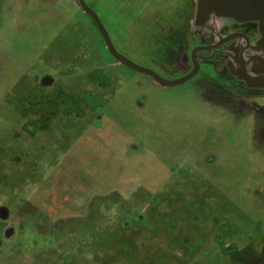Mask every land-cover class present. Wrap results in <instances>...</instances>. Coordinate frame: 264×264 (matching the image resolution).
I'll return each mask as SVG.
<instances>
[{"label":"rangeland","instance_id":"374dc122","mask_svg":"<svg viewBox=\"0 0 264 264\" xmlns=\"http://www.w3.org/2000/svg\"><path fill=\"white\" fill-rule=\"evenodd\" d=\"M84 2L168 81L208 25L195 0ZM215 68L161 87L114 61L75 0H0V264H264V99L236 78L223 92Z\"/></svg>","mask_w":264,"mask_h":264},{"label":"flooded vegetation","instance_id":"af4514ba","mask_svg":"<svg viewBox=\"0 0 264 264\" xmlns=\"http://www.w3.org/2000/svg\"><path fill=\"white\" fill-rule=\"evenodd\" d=\"M222 21L224 23L222 25H225V28L223 30H220L219 23L220 22L222 23ZM192 37L195 41L198 40V43L193 48L209 47L208 49L199 51L195 54L197 63L199 65V72L196 76L201 75V80H205L204 79L205 74L203 72L202 67L203 66L216 67L215 69H217L219 75H221L217 82L220 84L221 86L220 88L222 89L223 92L226 91L232 93L231 91H227L228 90L227 87L229 85V81H235L236 78L238 80L235 81L237 89H233V91L236 93L235 95L243 98L255 97L258 99L260 98L264 99V89L261 88L252 89L247 86V83L245 81H242L240 79L243 76V73H246L247 75L250 76L252 75V71L255 72L257 70L256 64L258 59V52L254 50V48H255V44L259 39V34L257 30V25L255 23L253 22L239 23L234 20H228V19H223L220 21H210L207 27L203 31H201V33L195 32L192 35ZM228 37H230V39L226 41ZM189 39H192L191 35ZM191 50L189 51V53L191 52ZM172 51H173L172 57L174 58V60L181 55L180 46L177 47L174 46ZM189 53H188L189 64L187 65L190 66V69L188 70L187 73H189L192 69V62ZM223 70H225L224 72L227 73L226 75L224 74ZM223 78L226 79L225 81L226 83H224ZM55 80L56 78L52 77L51 75L45 74L35 80L34 87L36 88L38 86L39 90H43L45 92L47 89L53 87V85L56 83ZM210 86L213 85L210 84ZM45 94L48 95L49 93L46 92ZM50 98L52 99V97L50 96H45L46 99L45 102L48 103L49 102L48 99ZM227 102H229L228 97H227ZM36 104H37L36 102L35 104H33L34 106L33 109L29 107L30 109L28 110L29 111L28 114L43 117L40 116L42 115V113H38V110H35L37 106ZM254 108L258 110V108L261 107L255 106ZM25 115L27 114L25 113L24 116ZM39 117H36V119H34L35 118L34 117L33 120L28 121L23 125L24 126L23 128L25 129V132L28 133V135L30 134L31 136H34L35 133L32 128L37 121L41 120ZM9 218H10L9 210L4 206H0V220L6 221ZM2 231H3L2 232L3 237L5 239L8 238L11 234H14V229L9 223L2 227Z\"/></svg>","mask_w":264,"mask_h":264},{"label":"water","instance_id":"95a60500","mask_svg":"<svg viewBox=\"0 0 264 264\" xmlns=\"http://www.w3.org/2000/svg\"><path fill=\"white\" fill-rule=\"evenodd\" d=\"M77 6L83 13L91 18L96 29L98 30L104 47L109 55L118 64H122L135 72L149 76L154 83L161 87H173L185 83L195 77L199 72L195 54L199 51L208 49L209 47H195L190 52L192 69L186 75L179 79L168 81L161 78L154 71L140 67L119 54L110 41V38L101 24L96 13L91 10L83 0H75ZM195 11L193 24L198 27H203L210 21L228 19L239 23L253 22L257 25L259 39L255 44L254 50L258 52L257 70L252 71V75L243 73L240 78L247 83L250 88L264 89V0H195ZM230 37L226 39L229 40ZM260 53V54H259Z\"/></svg>","mask_w":264,"mask_h":264},{"label":"crops","instance_id":"0c3cea01","mask_svg":"<svg viewBox=\"0 0 264 264\" xmlns=\"http://www.w3.org/2000/svg\"><path fill=\"white\" fill-rule=\"evenodd\" d=\"M84 1V0H83Z\"/></svg>","mask_w":264,"mask_h":264}]
</instances>
